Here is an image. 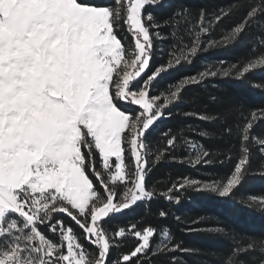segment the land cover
Instances as JSON below:
<instances>
[{"label":"snow or ice","instance_id":"obj_1","mask_svg":"<svg viewBox=\"0 0 264 264\" xmlns=\"http://www.w3.org/2000/svg\"><path fill=\"white\" fill-rule=\"evenodd\" d=\"M163 2L0 0V264H109L114 246L108 235L110 221L140 203L150 204L156 195L146 184L151 154L147 138L152 129L170 115L165 109L180 99L185 86L220 72L184 78L166 94L152 95L153 86L176 66L191 63L190 58L203 48L202 37L234 9H245L242 20L222 41H207L208 47L238 40L253 23L264 27V20L259 19L264 17V0H236L219 14L213 13L211 20L201 10L197 25L185 29L190 45L180 48L179 55L173 52L166 64H157L148 74L157 51L154 36L164 39L160 28L171 27L175 38L177 27L190 23L186 9L175 11L163 22L148 11ZM117 30L130 33L134 46L126 47ZM260 43L264 44V39ZM256 69H264V51L242 67L232 65L221 71L226 77L235 71L237 78H244ZM144 76L147 78L140 84ZM122 102L136 105L138 110L129 113L120 106ZM187 115L206 121L218 119ZM262 119L264 109L254 110L242 126H237L240 155L225 181L184 178L182 184L162 195L171 202L173 190L186 187L221 197L232 194L248 172L250 144L259 145L264 154V138L251 135L255 123ZM198 134L209 135L203 130ZM224 134L231 135V128H225ZM169 135L164 134L167 144L154 155L155 162L179 147L177 138ZM183 143L190 148L189 163L212 162L204 159L210 153L203 145L191 139ZM126 154L132 161L131 170L125 163ZM227 158L232 160L231 155ZM89 173L103 192L98 191ZM252 204H257L255 197ZM258 206L264 210V199ZM56 213H64L75 222L89 247L63 220L53 222ZM166 215L159 212L160 217ZM106 223L108 229L103 227ZM40 226L53 234L59 228V242L50 239ZM127 231L136 238V245L122 254L123 264H148L140 258L149 252L155 256L182 250L173 244L167 228L160 231L155 246L151 243L157 234L153 227L140 229L134 223ZM125 234L124 227L114 232L119 238ZM257 248L264 254V242L253 240L246 247H236L222 264H242L239 255ZM111 264H121V260Z\"/></svg>","mask_w":264,"mask_h":264},{"label":"trees","instance_id":"obj_2","mask_svg":"<svg viewBox=\"0 0 264 264\" xmlns=\"http://www.w3.org/2000/svg\"><path fill=\"white\" fill-rule=\"evenodd\" d=\"M110 4L112 0H97ZM236 0H164L163 4L148 11L163 22L175 11L186 9L187 19L190 23H182L177 27V36H171V27H161L163 41L154 36L157 51L149 73L157 64L166 62L169 56L175 52L179 55L180 48L190 45V37L185 31L197 25L201 10L207 13L208 20L213 19L212 14H219L221 9H227ZM245 14V9L233 10L219 24H216L210 33L202 37L205 41L203 48L195 57H191V63L183 62L170 70L153 86L152 95L167 93V90L179 83L180 80L198 76L202 72H220L219 75H208L198 83H192L182 90L180 99L169 109H165V118L160 119L147 138L149 151V172L146 184L149 190H154L156 195L150 204L145 201L118 214L110 221L111 230L108 232L112 248L109 264L114 260H121L122 254L129 253L136 245V238L127 231L131 224H137L142 229L151 226L157 230L156 236L151 240L153 246L160 239V231L167 228L173 237V244H179L180 249L174 252L162 253L153 256L141 257L148 264H222L236 247H246L253 240L264 242V210L258 206V201L264 199V154L259 150V145H251V162L243 182L237 186L232 194L221 197L216 193L199 191L186 187L174 189L172 201L162 195L174 185L183 183L184 178H190L202 182L225 181L233 170L234 163L240 155V136L237 126H242L247 118H250L254 110L264 109V69L250 71L244 78H237L235 71L230 76H224L223 70L231 69L232 65L243 66L249 59L264 51V27H258L253 23L238 40L228 43H219L208 47L207 41H222L228 31L239 23ZM264 20V17L259 18ZM118 38L128 47L134 46L130 33L126 30H117ZM259 49L254 52L253 49ZM147 77L140 80V84ZM215 98V99H213ZM124 110L131 113L138 110L136 106L121 103ZM196 113L201 115L217 116L213 121L201 120ZM225 128H231L232 134H224ZM203 130L208 132L207 137L198 133ZM170 133L168 138L175 136L179 147L170 149V155L160 162L154 161V155L160 148L166 147L167 141L164 134ZM253 137L264 138V119L258 120L251 130ZM184 139H191L197 145H203L210 155L205 160L211 163L191 164L188 162L190 148L183 143ZM232 160H228V156ZM172 157H175L173 159ZM191 158H195V152H191ZM125 163L132 169V161L126 154ZM99 167V162L98 165ZM98 191L103 192L95 177L90 173ZM255 197L257 204H252ZM178 198V200H177ZM166 212L165 217H160L159 212ZM55 220H63L66 226H71L74 234L85 247H89L83 239L82 230L64 213L54 214ZM108 229L109 225H103ZM120 227L126 229L123 238L115 237L114 232ZM223 228L224 232L215 231ZM191 229V231H190ZM50 239L59 242V228L57 234H53L47 227L40 226ZM184 249L188 251H184ZM242 264H261L264 259L257 248L249 250L238 257ZM135 264V261L133 262Z\"/></svg>","mask_w":264,"mask_h":264},{"label":"rangeland","instance_id":"obj_3","mask_svg":"<svg viewBox=\"0 0 264 264\" xmlns=\"http://www.w3.org/2000/svg\"><path fill=\"white\" fill-rule=\"evenodd\" d=\"M132 106H136V105H132ZM138 108V106H136Z\"/></svg>","mask_w":264,"mask_h":264}]
</instances>
